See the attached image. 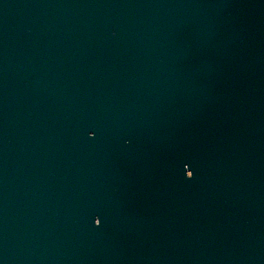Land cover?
Here are the masks:
<instances>
[{
    "label": "water",
    "instance_id": "1",
    "mask_svg": "<svg viewBox=\"0 0 264 264\" xmlns=\"http://www.w3.org/2000/svg\"><path fill=\"white\" fill-rule=\"evenodd\" d=\"M0 264H264V0H0Z\"/></svg>",
    "mask_w": 264,
    "mask_h": 264
}]
</instances>
